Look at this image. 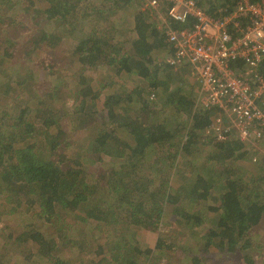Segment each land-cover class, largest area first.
I'll list each match as a JSON object with an SVG mask.
<instances>
[{
    "label": "trees",
    "instance_id": "1",
    "mask_svg": "<svg viewBox=\"0 0 264 264\" xmlns=\"http://www.w3.org/2000/svg\"><path fill=\"white\" fill-rule=\"evenodd\" d=\"M25 1L27 5L24 10L31 17L29 21L32 24L22 26L23 22L20 21L17 26L34 36L32 50L42 42L55 45L62 41L66 35L64 23L73 29L76 20L80 23L91 19L92 24L100 27L98 14L88 16L90 12L76 9L82 0H0V4L15 7ZM109 1L126 4L129 0ZM237 1L221 0L220 4H212L208 9L213 11L218 6H233ZM35 2L42 5L35 6ZM72 14L76 20L71 19ZM141 14L135 19L137 39L129 47L132 54L123 55L118 61L109 57L104 50L111 47L107 37H98V43L87 41V46L84 42L76 51L77 59L84 67L114 65L117 72H134L143 81L133 85L124 98H121L119 91L116 98L106 97L107 107L112 99L114 103L125 104L127 109L120 114L118 111L116 115L109 110L110 123L116 117L118 124L96 130L91 144L92 153H97L103 147L106 149L109 142H116L122 147L125 160L120 164L110 162L109 169L105 166L107 172L96 171L92 181H87L80 163L67 157L65 150L73 140L57 125L56 113L49 108L36 106L31 117L19 116L11 124L6 115L0 113V197L4 195L16 207L25 204L29 209L41 210L47 220L57 219L66 223L67 218H72L71 214H82L84 219L99 223H107L112 218V222L124 228L117 238L122 240L134 234L135 241L136 228L145 220L156 223L166 216L176 228H186L191 233L207 222V230L201 236H195L203 242V246L195 249L196 254L190 256L189 264H208L212 252L221 253V256L228 252L238 254L243 262L253 264L257 256L251 258L256 249L252 230L264 214L263 158L257 164H252L251 152L239 139L216 140L213 136H207L205 128L210 124L209 110L212 108L193 113L194 95L184 85L167 93V102L175 110V119L184 124L182 129L170 130L168 116L151 119L158 108L150 104L147 96L148 89L155 86L146 82L152 72L144 63H151L154 50L156 53L161 49L168 51V46L162 31L147 24ZM21 29L9 25L0 28V64L4 65L19 51L16 41ZM43 63L44 69L51 65L54 67V63L49 61ZM239 68L240 65L236 68L237 72ZM260 71L264 74V60L260 63ZM76 90V104L82 110L88 102L96 103L98 93L87 83L86 75H80ZM82 115L84 117H80L79 123L84 128L94 126L91 121L97 120L96 115L98 119L101 118L93 106L86 108ZM53 125L57 130L49 135L51 128L55 130ZM21 127L24 135L17 137L16 128ZM1 136L7 139H1ZM43 136L47 138V147H40L38 143ZM168 148L170 150L163 154ZM195 151H201L207 162L203 166L198 163L197 170L190 165L191 172H194L185 177L183 185L174 188L171 179L177 172L168 154L173 153L182 159L183 154ZM247 160L250 163H246ZM97 162L101 166L105 164L100 158ZM157 168L161 171L156 172ZM143 172L149 175L147 184L138 181ZM164 204L174 208L171 212L167 211ZM67 232L68 229L59 225L50 233L31 227L22 235L33 242V249L29 251L38 259H44L48 264H68L56 252V248L62 244L70 243ZM169 237L155 242L154 256H150L148 249L139 251L132 247V254L129 257L123 255L118 264L125 261L127 264H153L149 258L154 259L155 254L165 258L164 262L156 264H176L173 242ZM189 238L187 235L185 241ZM117 241H114L115 245ZM29 257L27 255L23 262H28Z\"/></svg>",
    "mask_w": 264,
    "mask_h": 264
},
{
    "label": "rangeland",
    "instance_id": "2",
    "mask_svg": "<svg viewBox=\"0 0 264 264\" xmlns=\"http://www.w3.org/2000/svg\"><path fill=\"white\" fill-rule=\"evenodd\" d=\"M220 1L213 0V3H210L208 0H200V5L208 9L212 4H220ZM26 5V1L15 7L0 4V28L9 25L21 29L20 26L19 28L17 26L20 21L23 22L22 26L31 25L32 22L29 21L31 17L27 16L24 10ZM41 5L40 2H35V6ZM78 8L82 12H90L88 16L98 14L100 27L97 28V25L92 24L91 19L78 23L74 19V14H72L71 19L76 20L75 25L71 29L66 23L63 24V27L66 28V35L62 41L55 45L42 42L33 50L31 45L34 36L29 31H22L21 29L16 41L19 51L4 65L0 64V113H4L11 124L19 116L31 117L36 106L52 110L58 115L57 125L59 128L66 131L73 140V143L65 150L68 159L78 161L80 167L84 169V179L92 181L96 171L102 172V170H105L107 172L110 168V162L120 164L125 160L122 147L115 144L116 142H109L106 149L103 147L97 153H92L91 144L96 130L107 128L109 124L112 127L118 124L116 117L113 120L114 122L110 123L109 110L116 115L118 111V114H120L127 109L125 104L114 103L112 99L109 100V106L107 107L105 105L106 97L116 98L117 91H119L121 98H124L133 85L141 84L143 81L134 72L131 74H127L125 71L117 72L114 65L84 67L77 59L78 53L76 54V51L83 46L84 42L87 46V41L98 43V37H107L111 47L104 48V50L106 54H109V57H113L118 61L122 58L121 56L132 54L129 47L132 46V41L137 39L134 24L140 13H142L141 15L147 24L154 25L156 28H161L162 22L167 23L169 20L166 17L164 7L159 8L157 16H152L140 0H129L126 4L109 0H82L81 4L76 7V9ZM92 8L94 9L91 10ZM89 20L91 21L88 22ZM151 37L154 39L152 35ZM167 53L168 51L165 49L164 51L161 49L157 53L154 50L151 63H144L145 67L149 66L147 68L152 72V76L146 78V82L155 86L151 90L148 89L147 96L151 101L150 104L158 108L151 119H164L165 116H168L170 118L167 121L169 129L176 131L182 129L184 124L175 119V110L167 102L169 91L171 92L177 86L184 85L194 95V98H192V112H200L204 108L199 109L195 104L197 90L191 75V67L188 64H183L172 68L167 62ZM45 61L54 63V67L51 65L52 67L44 69L43 62ZM155 70L157 71L154 73ZM81 74L86 75L87 83L98 93L96 103L91 101L87 103L88 105H85L89 109L93 106L96 114L98 112V116H101L98 119L96 115L97 120L91 121L94 126L89 128L80 126V117H84L82 113L86 108L82 110L80 105L76 104V85ZM169 74L171 76H167ZM209 115L211 121L205 128L210 129L209 134L206 133L207 136H214L216 128L224 129L230 126L228 123L229 118L226 117L223 111L213 108L209 110ZM180 117L184 121V118ZM53 126L55 130L51 128L49 135L57 130L56 125ZM189 129L188 126L187 130ZM230 129L235 133L233 132L224 140L239 139V131L234 128ZM16 130L17 137L18 135H24H22L24 133L22 127L16 128ZM1 139L7 138L1 136ZM240 142L242 141L240 140ZM254 142V145L243 143L246 145V149L251 152L250 157H255L252 164H257L262 153L264 161V136ZM38 143L41 145L40 147L49 145L45 136L41 137ZM168 150L170 149L162 150L163 154H166ZM195 152L183 154L182 159L177 158L173 153L168 154L167 157L171 158V164L177 172L171 179V185L174 188L183 185L182 182H184L185 177H189L194 172H191L190 165L194 166L193 170H197L199 164L203 166L207 162L205 155L200 154L201 151ZM99 158L105 162L102 165L103 167L97 162ZM245 162L250 163L248 160ZM155 170L156 172L161 171L160 168ZM148 176L143 172L138 181L147 184ZM163 207L170 212L174 208L167 204H164ZM71 216L72 218H67L66 223L57 219L47 220L41 210L29 209L25 204L16 207L12 204V201L1 194L0 264H48L44 259L41 260L35 257L31 250L29 251V249H33V242L25 239L26 237H23L22 234L31 227L41 231L47 230L50 233L55 231L59 225H63L64 229H68L67 235L70 237V243L62 244L58 249L56 248V252L60 253L68 264H118L121 263L123 255L126 256L127 254L129 257L132 254V247L139 251L148 249L151 251L149 252L150 256H154L155 242L158 239H167L169 236H171L169 238L173 242L171 244L174 247L173 258L175 257L176 264H189L192 259L190 256L196 254L195 249L203 246V242L198 241L195 236H201L208 226L206 222L204 226L198 227L194 233H191L189 229L176 228L174 223L171 224V221L164 216L161 221L158 220L156 223L145 220L139 225L140 222L137 226L138 229L136 228L137 231H135L136 240L133 241L134 234L125 236L123 240L122 238L117 239L124 228L114 221L112 222V218L107 223H99L84 219L82 214H77V216L71 214ZM187 235L190 238L185 241ZM116 240H118L117 245L114 244ZM133 242L135 245H132ZM100 246H103L102 249H99ZM211 254L208 264H245L238 254L231 253L224 256H221L220 253ZM27 255L30 256L28 262H23ZM160 256V254H155L154 259H149L153 261V264L164 262V256ZM127 263L125 261L123 264Z\"/></svg>",
    "mask_w": 264,
    "mask_h": 264
},
{
    "label": "built area",
    "instance_id": "3",
    "mask_svg": "<svg viewBox=\"0 0 264 264\" xmlns=\"http://www.w3.org/2000/svg\"><path fill=\"white\" fill-rule=\"evenodd\" d=\"M140 1L152 16L164 7L169 22L158 29L167 42V62L172 68L191 67L196 106L216 108L229 118L230 126L216 128L214 139L227 138L234 132L230 128L239 131L244 143L254 145L263 138L264 0H238L213 11L202 7L200 0Z\"/></svg>",
    "mask_w": 264,
    "mask_h": 264
},
{
    "label": "crops",
    "instance_id": "4",
    "mask_svg": "<svg viewBox=\"0 0 264 264\" xmlns=\"http://www.w3.org/2000/svg\"><path fill=\"white\" fill-rule=\"evenodd\" d=\"M261 152V151H259ZM263 154V153H262ZM259 158H262V155ZM214 224V223H213ZM252 236L255 241L256 249L252 252L251 258L254 259V256H257L256 261L253 262V264H264V214L261 217L260 222L258 225H256L252 230ZM213 254H217L218 252H212ZM221 254V253H220ZM231 254L230 252L223 254L228 255ZM192 258V257H191ZM246 264V263H245Z\"/></svg>",
    "mask_w": 264,
    "mask_h": 264
}]
</instances>
